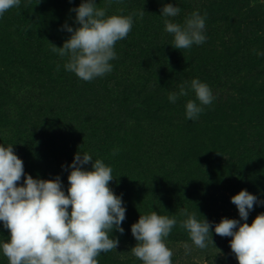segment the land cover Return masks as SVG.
Here are the masks:
<instances>
[{"label": "trees", "instance_id": "1", "mask_svg": "<svg viewBox=\"0 0 264 264\" xmlns=\"http://www.w3.org/2000/svg\"><path fill=\"white\" fill-rule=\"evenodd\" d=\"M81 2L21 0L19 6L6 10L0 16V28L18 35L31 33L28 41L37 50H27V41L18 50L15 46L6 47L1 53L8 50L16 59L0 53V67L8 66L18 72L16 65L24 63L25 56L36 58L41 54L44 59L38 69L52 76L55 63L51 60L61 57L52 50L53 45L62 47L71 35L62 30V25L79 26L70 9ZM95 2L106 9V15L134 14L131 30L115 43L114 50L116 65L134 73L139 83L133 82L128 91L121 90L106 84L111 80L98 76L87 83L90 91L95 92V84L99 86L96 103L87 93L88 86L86 91L75 90L81 93L66 89L69 80L76 82L73 72H67L65 77L63 74L58 85L44 86L40 92L23 77V91L29 92L23 93L21 99L20 86L19 94L14 95L19 103L23 101V107L21 104L15 113L17 118L10 119L5 133L13 136L11 145L23 160L26 173L43 179L59 175L67 192L70 169L61 166L71 164L78 151L84 152L79 138L93 132L94 141L89 145L90 151L95 149L93 159L100 158L111 166L114 179L109 181V187L117 195L122 194L126 205L124 233L115 229L112 232L119 239L118 247L101 253L97 259L99 264H143L130 252L135 245L123 247L130 241L138 243L131 225L141 214L156 211L175 216L178 223L166 238L177 235L181 236L177 240L191 241L187 231L179 226L184 219L181 209L195 213L198 220L205 217L219 223L222 217L240 219L238 211H232L236 205L228 194L247 189L264 199V55H257L258 51L264 52V10L261 5L252 7L249 0ZM167 3L179 4L180 13L169 19L182 25L193 11L205 16L203 43L184 49L171 45L173 36L164 32L161 16V8ZM139 11H143L142 16L136 14ZM164 34L169 42L157 44ZM28 51L35 55L31 57ZM61 59L67 60V56ZM123 74L126 73L119 72L112 80L124 83L119 77ZM193 78L207 83L214 97L195 121L185 116L186 102L196 99L192 89L185 85L187 95H179L175 103L168 99L169 92L179 93V86ZM9 86L14 84L0 79L3 97L11 95ZM114 91L118 92L117 97ZM94 101L97 108L106 106L107 111L89 109ZM91 164L84 167L91 170ZM23 179L22 176L17 184H22ZM159 202L165 207L156 208ZM262 212L264 206L254 205L247 223L251 225ZM211 230L213 241L232 239L216 234L214 225ZM9 238L10 230L0 222V240ZM0 264H8L2 253Z\"/></svg>", "mask_w": 264, "mask_h": 264}, {"label": "clouds", "instance_id": "2", "mask_svg": "<svg viewBox=\"0 0 264 264\" xmlns=\"http://www.w3.org/2000/svg\"><path fill=\"white\" fill-rule=\"evenodd\" d=\"M20 3L21 0H0V16ZM70 11L75 12L79 26L62 25V30L71 35L62 47L52 44V50L61 57L67 56L64 68L82 80L90 81L110 72V61L116 57L114 45L128 35L134 14L106 15V9L98 7L95 0H82ZM179 13L178 3H167L161 8L164 31L173 36L171 45L184 49L203 43L205 16L193 11L183 25L169 19ZM136 14L142 16L143 11ZM257 55L264 52L258 51ZM185 85L196 97L186 102L185 116L195 121L203 106L212 103L213 93L207 83L193 78L179 86V93L169 92L170 102L175 103L179 95H187ZM89 162L91 170L84 167ZM61 167L70 169L67 192L59 175L54 179L34 178L25 172L23 160L14 152L13 145L0 144V222L10 230V238L0 240V253L7 257L8 264H99L97 257L101 253L117 248L119 239L112 232L115 229L124 233L126 205L122 194L117 195L109 187V181L114 179L111 166L100 158L93 159L88 152L78 151L71 164ZM22 176L23 183L18 185ZM231 202L240 219L222 217L219 223L205 217L198 220L195 213L183 208L180 211L184 219L179 226L187 231L195 246L203 249L209 237L214 243V225L216 234L232 237L230 248L239 264H264V212L251 225L247 223L254 205L264 206V199L242 189L231 197ZM177 223L175 216L156 211L141 214L131 225V233L138 241L131 254L143 264H172V250L164 238ZM184 243L186 251H190Z\"/></svg>", "mask_w": 264, "mask_h": 264}, {"label": "rangeland", "instance_id": "3", "mask_svg": "<svg viewBox=\"0 0 264 264\" xmlns=\"http://www.w3.org/2000/svg\"><path fill=\"white\" fill-rule=\"evenodd\" d=\"M249 2L252 7L253 6L260 7L261 5L264 10V0H249ZM30 34L31 33L24 32V35H18L13 30L0 28V53L3 51L4 48L6 47L10 48V46H15V49L18 50L20 46H22L24 41H27V44H29V45H26L27 50H30V49L37 50L35 48L36 45L28 41ZM165 35L166 34H164L163 37H160L157 39L156 41L157 44L160 45L163 42H166V43L169 42L170 38L166 37ZM31 45L33 46V48L31 47ZM28 53H30L31 57L35 55L34 53H31L29 51ZM4 54L7 56H11L8 50H5ZM4 54L1 53V56H3ZM36 56H39V57L30 58L27 55L25 56L27 60L24 63L23 61L18 62V64L16 65V69H19L18 72L10 70L8 66L0 67V79L4 78L10 81V84H14V86H9L10 87L9 90L11 94L9 97H3V93H0L1 94L0 95V144L11 145L12 143L11 140H13V136L9 137V135H6L5 133L6 125L12 121L10 119L17 118L14 115L16 112L20 111L21 104L23 107V101L22 103H19L18 100L14 96L16 93L19 94V87L20 86L22 87V91L19 94L21 99H23V93L26 95L29 92V90L23 91V77H25L24 82L25 81L30 82L31 88L33 87L36 90V92H40L41 88H44V86L49 87L50 84H51L50 86L58 85L60 83L59 81H61L62 78L67 75V72H69L64 68L66 59H61L62 57H59L55 61L51 60V62L53 61L55 63V68L53 69L52 76L50 75L49 77L47 76V74L45 75V72H43L41 68L38 69L40 62L41 60L43 61L44 57H42L41 54L36 55ZM11 57L16 59L14 55H12ZM30 60H35V62L34 61L32 62ZM110 63L113 65L112 70L103 75V78L105 79V81L111 80L109 82H106L107 85H114L116 89H121V90L127 89L128 91L133 87L132 85L133 82L139 83V80L133 77L134 73L129 72L128 69H123L122 67L119 68V66L116 65L117 63L116 57L114 58V61L112 60L110 61ZM20 64H22V66ZM40 67H42V64L40 65ZM119 72L126 73V74H123L122 76H119L122 78L124 83L117 81L116 79L112 80L114 76L117 77ZM74 80L76 82L69 80L70 84L66 87L68 91L70 92L72 91L76 92L75 90H78V91L85 90L86 91V88H87L86 86H88L87 83L89 81L82 80L78 76H75ZM89 87L90 86H88L87 88V93H89L90 98L95 100L97 103L99 100L98 96L96 97V99L94 98H95V92L100 90L99 86L95 84L94 86L95 92L93 91V89H91L90 91ZM108 92L109 91H106L105 93H108ZM53 93H54V90H53ZM78 93H81V92H78ZM131 94H136V93H130V95ZM114 95L117 97L118 92L116 93L114 91ZM69 99H72V97ZM26 101H28V99H26ZM61 101H64V99H61ZM72 101L73 100L67 101L65 103L69 104ZM95 101L89 109L96 108L98 111H101V113H105L107 111V108H105L106 106H103L102 108L101 107L97 108ZM4 103L6 104L4 105ZM73 104H76V102H74ZM78 106H80V103L78 104ZM83 113L85 112H82L81 114ZM12 115L14 117H12ZM92 122L93 121H90V124H89L90 126H92ZM92 133H88L84 136H80L79 139H80L81 149H83L84 152H88L89 154L93 156L95 149L94 151H90L91 149L89 148V145L93 143L92 141H94V138L92 137ZM111 189H113V187ZM233 195H235L233 192L228 194L230 200ZM159 207L163 208L165 207V204L159 202L156 208H159ZM234 210L238 211L236 207L232 209V211ZM179 237L177 235H174V236H171L170 238H164L166 246L172 250V257H171L172 264H239L238 260L236 259L235 254L232 252L230 248L229 239L219 240L218 238L214 240V243L208 240L207 247L201 249L195 246L191 241L177 240ZM184 242H187L190 248V251H186ZM136 244L137 243L135 241H130V243H127L125 245L123 244V247L127 248L126 247L127 245L134 246ZM138 262H139V259H138Z\"/></svg>", "mask_w": 264, "mask_h": 264}]
</instances>
